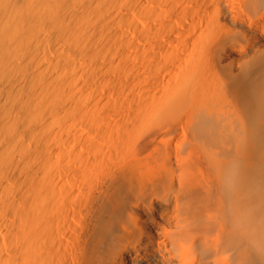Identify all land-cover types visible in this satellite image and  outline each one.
Here are the masks:
<instances>
[{"label": "bare ground", "instance_id": "obj_1", "mask_svg": "<svg viewBox=\"0 0 264 264\" xmlns=\"http://www.w3.org/2000/svg\"><path fill=\"white\" fill-rule=\"evenodd\" d=\"M0 264H264V0H0Z\"/></svg>", "mask_w": 264, "mask_h": 264}]
</instances>
